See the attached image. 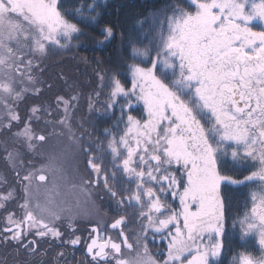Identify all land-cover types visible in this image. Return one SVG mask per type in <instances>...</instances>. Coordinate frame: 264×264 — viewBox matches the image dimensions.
I'll return each instance as SVG.
<instances>
[{
	"label": "snow or ice",
	"instance_id": "snow-or-ice-1",
	"mask_svg": "<svg viewBox=\"0 0 264 264\" xmlns=\"http://www.w3.org/2000/svg\"><path fill=\"white\" fill-rule=\"evenodd\" d=\"M186 4L162 7L120 33L129 49L130 86L119 69L97 72L89 113L118 110L119 116L102 130L105 140L92 139L91 132L86 140L84 121L75 117L79 92L33 104L24 115L19 106L42 93L41 64L49 49H67L84 34L69 17L98 23L101 5L0 0V132H10L32 153L55 138L38 167L31 160L25 167L18 149L4 147L16 179L11 186L0 176V210L6 213L0 247L34 258L47 254L41 242L55 240L62 247L83 243L88 259L79 264H223L238 237L258 239L260 254L238 253L231 264H264V0ZM115 33L110 24L101 29L105 41ZM140 103L137 118L131 111ZM40 123L46 128L34 127ZM105 152L112 158L108 168ZM79 154L92 178L69 173L67 161ZM101 184L115 200L110 223L107 213L83 211ZM232 185H255L242 216L231 215ZM13 201L18 211L8 209ZM129 209L136 210V229H128ZM81 215L94 217L86 237L76 234ZM157 237L165 247L153 255L149 242L158 243ZM61 260L67 264L63 251L56 264Z\"/></svg>",
	"mask_w": 264,
	"mask_h": 264
},
{
	"label": "trees",
	"instance_id": "trees-1",
	"mask_svg": "<svg viewBox=\"0 0 264 264\" xmlns=\"http://www.w3.org/2000/svg\"><path fill=\"white\" fill-rule=\"evenodd\" d=\"M91 2L92 0H63L66 8L79 7L81 3ZM96 2L101 5L97 9L101 13L98 23H82L69 17L70 20L79 24L84 34L74 39L76 47H74L73 53H66L62 55L63 57L60 56L56 60L52 58L51 60L45 59L42 61L43 91L38 98L28 96V100L19 108L21 115H24L33 104L48 103V100L51 103L57 95L67 96L75 94L79 90L81 95L76 115L88 116L86 120H89L90 116L95 117L100 127H110L111 121H106L103 117L104 115L95 111L86 113V111L89 112L87 98L95 90H98L97 72L100 69H119L121 80L125 82L126 86H130L128 85L130 76L127 75L125 67V61L131 62L128 60L129 49L126 39L122 43L120 33L123 32L127 35L138 19L148 17L154 11L174 2L183 4L186 0H96ZM109 24L115 27L116 33L113 38L105 41L101 35V29ZM145 28H147V25H145ZM98 61L102 63H98ZM60 71L69 74V76L71 75L70 78L62 80L59 76ZM47 85H51V87L49 88ZM104 91L106 92L107 88ZM104 98L102 94L101 101ZM99 104L101 105V103ZM137 114L140 113L138 112ZM102 130L100 129V131ZM244 174L246 175L247 172ZM250 188H255V185L249 187L231 186V215L233 217L242 216L250 207V202L247 206L245 204ZM251 247H255L257 252H259V245L255 246V241L251 238L247 243L239 240L238 237L234 238L222 256L223 264H231L234 256L246 251V248L251 249Z\"/></svg>",
	"mask_w": 264,
	"mask_h": 264
},
{
	"label": "flooded vegetation",
	"instance_id": "flooded-vegetation-1",
	"mask_svg": "<svg viewBox=\"0 0 264 264\" xmlns=\"http://www.w3.org/2000/svg\"><path fill=\"white\" fill-rule=\"evenodd\" d=\"M62 80H66L64 73H61L59 75ZM92 115V114H91ZM85 124L89 125H84V131L86 132L85 139L87 140V133L91 132L92 139H96L99 137H103V139H106L102 131L100 129H104V127H100L98 125V122L95 117L90 116V119L84 120ZM43 125V123H41ZM112 126V123L110 127ZM35 127V125H34ZM37 127V126H36ZM39 128V127H38ZM17 129L14 127L12 129L13 132H15ZM44 144H41L38 146L36 149L35 153L29 152L24 145L23 141L16 140L12 137L10 132L4 131L0 132V176H4L7 178L9 185L15 186V176L13 175L12 169L8 166L6 160L4 159V147H8L9 149H18L22 153V157L25 161V167H27V162L32 161L33 166L38 167L40 164L43 163L44 159L41 157L43 155H46L49 153L48 147ZM104 156V166L106 168L111 167V156L105 152L103 153ZM67 165L69 167V173L73 174V169H76L78 171V177H86V178H92L90 170L88 169V166L86 164V160L83 154H79L74 156L72 159L67 161ZM23 174V170H21ZM248 174V173H247ZM246 174V175H247ZM241 178V177H237ZM234 187H239L236 185H232ZM120 185H117V191H119ZM92 196L90 201L83 206V211L87 212L89 210L95 211L99 210L101 214L107 213V216L104 217L105 220L110 223L111 218L116 215V213L113 211L115 208V200L110 196L109 193H107L103 185L101 184L99 187L95 188L92 190ZM170 202H172L170 200ZM174 207H178V202L173 203ZM251 206V205H250ZM9 210H15L16 209V202H9L7 205ZM136 210L129 209V215H130V223L128 225V229H136L139 227V225L136 223V217L133 214ZM6 213L3 210H0V227L4 226V216ZM94 217H89L87 215H81L80 217L77 218V223L76 227L79 229V231L76 233L77 235H80L81 237H86L90 224V220L93 219ZM60 228L62 232H65V239L69 238L70 233L68 232L67 229V221H62L60 222ZM239 230L237 229V232ZM109 234L112 235L114 238L116 237V232L109 230ZM255 241V246L258 244L256 239H252ZM158 243H153L149 242V248L152 251V254L155 255L156 249L161 248L163 249L165 247V242L160 241V238L157 237ZM259 245V244H258ZM41 248L46 250L47 254L46 255H37L34 258H29L26 256V254H17L12 247H0V261H7V264H17V261L20 262V264H23L25 260L29 261V264H56V253L59 251H63L66 254L67 257V264H79V261L84 260L87 261V257L84 252V247L83 243L79 246H76L75 248L71 246H61L59 242L55 240H45L41 242ZM246 251H250L252 253H257L256 248L251 247V249H247ZM75 257V258H73ZM59 264H65V261L61 260Z\"/></svg>",
	"mask_w": 264,
	"mask_h": 264
},
{
	"label": "rangeland",
	"instance_id": "rangeland-1",
	"mask_svg": "<svg viewBox=\"0 0 264 264\" xmlns=\"http://www.w3.org/2000/svg\"><path fill=\"white\" fill-rule=\"evenodd\" d=\"M183 5H184L185 7H187L186 2L183 3ZM145 43H147V41H145ZM140 46H142V45H140ZM74 47H76V42H75V40H73L72 44H71V45L69 46V48H67V49L51 48V49H49L48 55H47L46 57H43V58H42V61H44L45 59L51 60L52 58H55V60H56V59H58V57H60V56H62V55H65L66 53H70V54H71L72 51L74 52ZM73 52H72V53H73ZM62 57H63V56H62ZM62 57H61V58H62ZM57 61H59V60H57ZM41 66H42V65H41ZM60 72H61V73H64L63 71H60ZM61 73H60V74H61ZM64 75H65V78H66V79H69L70 76H71V75L69 76V74H66V73H64ZM40 79L43 81V76H42V74H41V76H40ZM41 87H43V84L41 85ZM77 92H79V90H77ZM27 100H28V97L24 100V102H22V103L20 104L19 108H20V107H21V106H22ZM47 102L50 103L49 100H48ZM101 107H102V104L100 105V104L98 103V104L96 105V108H101ZM134 108H136L135 110H138V111L132 110V111H131V114L134 115V116H136L137 118H141L142 115H143V104H142V103H140V104H135V105H134ZM0 110H2V109H0ZM138 112H139L140 114H137ZM76 113H77V112L75 111V117L78 118V119H82L83 121H84V117H85V119H86V117H88V116H77ZM86 113H89V112L86 111ZM118 116H119V111L117 110V111L114 112V114H112V115H104L103 117L105 118L106 121H111V123L113 124V123L116 121V119H117ZM84 125H89V124H85V122H84ZM36 126H37V127H36ZM35 127H36L37 129H44V128H46V126H45L44 124L41 125V123L35 125ZM38 127H39V128H38ZM82 131H84V129H82ZM99 139H100V140H105V139H103V137H101L100 135H99ZM45 145L48 147L49 152L52 151L53 148H54V145H55V138L49 140ZM43 163H45V160L43 161ZM66 166L69 167L68 165H66ZM256 240H257V242H258V239H256ZM245 252H250V251H244V252H242L241 254H243V253H245ZM251 253H252V252H251ZM252 254L258 256L260 253L257 252V253H252Z\"/></svg>",
	"mask_w": 264,
	"mask_h": 264
}]
</instances>
